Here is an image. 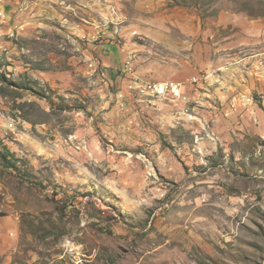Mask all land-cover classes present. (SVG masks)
Wrapping results in <instances>:
<instances>
[{"label":"rangeland","instance_id":"rangeland-1","mask_svg":"<svg viewBox=\"0 0 264 264\" xmlns=\"http://www.w3.org/2000/svg\"><path fill=\"white\" fill-rule=\"evenodd\" d=\"M0 264H264V0H0Z\"/></svg>","mask_w":264,"mask_h":264},{"label":"built area","instance_id":"built-area-1","mask_svg":"<svg viewBox=\"0 0 264 264\" xmlns=\"http://www.w3.org/2000/svg\"><path fill=\"white\" fill-rule=\"evenodd\" d=\"M168 88V87H166ZM153 91H157L159 93H162L164 92V88L163 87H158L157 85H155L153 88H152Z\"/></svg>","mask_w":264,"mask_h":264},{"label":"trees","instance_id":"trees-1","mask_svg":"<svg viewBox=\"0 0 264 264\" xmlns=\"http://www.w3.org/2000/svg\"><path fill=\"white\" fill-rule=\"evenodd\" d=\"M197 1V0H196ZM196 7H197V5H196ZM199 8V7H198Z\"/></svg>","mask_w":264,"mask_h":264}]
</instances>
